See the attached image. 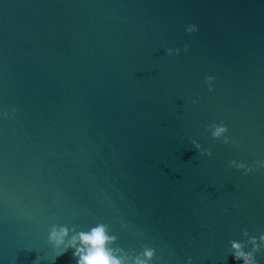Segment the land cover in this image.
I'll list each match as a JSON object with an SVG mask.
<instances>
[{"label":"water","instance_id":"1","mask_svg":"<svg viewBox=\"0 0 264 264\" xmlns=\"http://www.w3.org/2000/svg\"><path fill=\"white\" fill-rule=\"evenodd\" d=\"M100 226L122 264H264V0H0V264Z\"/></svg>","mask_w":264,"mask_h":264},{"label":"clouds","instance_id":"2","mask_svg":"<svg viewBox=\"0 0 264 264\" xmlns=\"http://www.w3.org/2000/svg\"><path fill=\"white\" fill-rule=\"evenodd\" d=\"M194 31H197V27L195 25L189 29V32ZM185 51H187V47L185 48ZM209 79L212 78L210 77ZM225 131V128H217L214 136L219 137ZM208 155H211V153H208ZM66 235V231L62 229L59 233H53V239H56L57 243H62L63 238ZM79 240L85 248L81 249L78 253L81 257L78 264H122V262L115 258L105 247L109 241V237L106 235L105 229L102 226L93 229L91 233L80 234ZM75 241L76 238L74 237L72 241L73 245L75 244ZM233 248L237 250L233 257L235 261L243 259L244 264H252L250 256H246L244 253L239 251V244L234 243ZM147 255L150 257L151 253H147Z\"/></svg>","mask_w":264,"mask_h":264}]
</instances>
